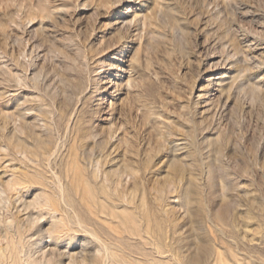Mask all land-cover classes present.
<instances>
[{
    "label": "rangeland",
    "instance_id": "obj_1",
    "mask_svg": "<svg viewBox=\"0 0 264 264\" xmlns=\"http://www.w3.org/2000/svg\"><path fill=\"white\" fill-rule=\"evenodd\" d=\"M0 186V264H264V0H0Z\"/></svg>",
    "mask_w": 264,
    "mask_h": 264
},
{
    "label": "bare ground",
    "instance_id": "obj_2",
    "mask_svg": "<svg viewBox=\"0 0 264 264\" xmlns=\"http://www.w3.org/2000/svg\"><path fill=\"white\" fill-rule=\"evenodd\" d=\"M21 127H23V126H21ZM20 127V128H21ZM25 128V127H24ZM23 132V131H22ZM28 134V133H27ZM28 135H30V133L28 134ZM15 136V135H14ZM14 136H11V137H14ZM30 136H32V134L30 135ZM25 137H27V136H25ZM34 137V136H33ZM33 137H30V138H33ZM16 139H17V136L15 137ZM14 138V139H15ZM29 137H27V139H28ZM39 138V137H38ZM15 139V142L17 141ZM24 139V138H23ZM34 139H35V137L32 139L33 140V143L35 142L34 141ZM102 139V138H101ZM9 140H11V138L9 139ZM21 140V137H20V139L18 140V141H20ZM32 140H30V141H32ZM38 140V139H37ZM39 140H40V138H39ZM39 140L38 141H36V142H39ZM11 141H14L13 140V138H12V140ZM11 141H10V143H11ZM41 141V140H40ZM105 141V138H103V142ZM107 141V140H106ZM21 142V141H20ZM36 142H35V144H36ZM102 142V143H103ZM108 142V141H107ZM13 143V142H12ZM17 143V142H16ZM15 143V144H16ZM24 143H26L27 145H29L30 146V144H28V142H24ZM24 143H22V146H20L19 144L17 145V146H15L17 149H18V152H20V154L22 155V159H23V161H24V159L25 158H23L24 156L26 157V158H28L27 160H31L33 163L35 162V161H39V159H38V156L37 155H32V154H30V152H29V147L26 145H24ZM44 143V142H43ZM105 143V142H104ZM103 143V144H104ZM21 144V143H20ZM32 144V143H31ZM41 144V142H39V145ZM97 144H98V142H97ZM23 145L25 146V147H28V149L29 150H27L25 147H23ZM37 145H38V143H37ZM41 145H43V144H41ZM40 145V146H41ZM100 145V144H99ZM12 146V145H11ZM33 146V145H32ZM34 146H36V145H34ZM77 146V145H76ZM104 145H102V147H103ZM37 147H39V146H37ZM36 147V148H37ZM101 147V148H102ZM105 148V147H104ZM107 148V147H106ZM105 148V149H106ZM10 150H12L11 148H9ZM13 149H15V148H13ZM46 149V148H45ZM101 150H104V149H101ZM16 151V150H15ZM14 151V153H18L17 151L15 152ZM98 151V150H97ZM96 151V152H97ZM83 152V151H82ZM81 152V153H82ZM94 152V151H93ZM96 152H95V154H96ZM99 152V151H98ZM10 153H13V150L10 152ZM13 153V154H14ZM32 153V152H31ZM45 153H47V151H45V152H43V155L45 154ZM52 153H54V152H52ZM20 154H17V155H20ZM94 154V155H95ZM98 154V153H97ZM108 154H109V152H108ZM14 155H16V154H14ZM16 155V156H17ZM20 155V156H21ZM24 155V156H23ZM50 156V155H49ZM81 157H82V154L80 155ZM110 156V155H109ZM85 158H86V156H84ZM18 158V157H17ZM20 158V157H19ZM51 158V157H50ZM96 158V157H95ZM94 158V159H95ZM108 158V157H107ZM87 160H88V158H86ZM93 159V160H94ZM98 159V158H97ZM97 159H95V161L97 160ZM110 159V158H109ZM19 160V159H18ZM48 161H50L49 160V157H48V159H47ZM102 160V159H101ZM111 160H114V158L112 157V159ZM20 161V160H19ZM22 161V160H21ZM31 161H29L28 163H30ZM81 161V160H80ZM115 161H116V159H115ZM27 162V161H26ZM75 162V161H74ZM119 162V161H118ZM117 162V163H118ZM24 163V162H23ZM32 163V164H33ZM40 163V162H39ZM108 163V162H107ZM113 163V162H112ZM115 163V162H114ZM47 164V163H46ZM106 164V163H105ZM47 165H49L50 166V164H47ZM110 165V164H109ZM121 166L123 165V164H120ZM31 166V165H30ZM48 166V167H49ZM93 166V165H92ZM100 166H101V162H100V160L98 159L97 161H96V167H97V170H99L100 169ZM111 166V165H110ZM117 166H118V164H117ZM125 166H127V168H128V165L126 164ZM26 167V166H25ZM24 167V168H25ZM33 167V166H32ZM43 167V166H42ZM94 167V166H93ZM107 167V166H106ZM20 168H22L21 167V165H20ZM24 168H22V169H24ZM89 168V167H88ZM103 168V167H102ZM116 168V167H115ZM119 167H117V170L118 171H116V169H114L115 171V173L113 172V175L111 176L110 174L109 175H106V180H108V181H111L112 183H114V184H116V185H118L119 184V176L122 174V176H125L124 175V173H121V171L122 170H119V169H121V168H119ZM122 168H123V166H122ZM130 168H131V166H130ZM19 169V167L17 168V170ZM49 169H51L50 167H49ZM103 169H105V168H103ZM25 170V169H24ZM70 172H72V174H74L75 176L76 175H78L79 176V174H80V169H79V167L77 166V160H76V163L74 164V165H72L71 166V168H70ZM107 170H109V169H107ZM129 170H133V169H129ZM15 171V170H14ZM22 171V170H21ZM63 171V170H62ZM103 171V170H102ZM24 172H26V171H24ZM52 172H53V170H52ZM111 172V173H112ZM15 174H17L18 172H14ZM19 173H20V171H19ZM23 175H24V173L23 172H21ZM36 173V172H35ZM109 173V172H108ZM13 174V173H12ZM34 174V173H33ZM38 174V173H37ZM37 174H34V176L35 175H37ZM44 174H46V173H44ZM53 174V173H52ZM129 174V173H128ZM127 174V175H128ZM20 175V174H19ZM47 175V174H46ZM105 175V174H104ZM13 177H11V178H13V179H11V180H9V182H4V184L5 183H8V184H6L7 185V188L9 189V188H11V189H17L19 186H20V189H21V185H23L24 183H25V181H23V179L21 178V179H18V178H14L15 176H17V175H12ZM32 176V175H31ZM99 176V175H98ZM121 176V177H122ZM10 177V176H9ZM38 178V177H37ZM58 178V177H57ZM121 179H123V178H121ZM45 180V179H44ZM56 180V179H55ZM58 180V188L60 187V192L62 193H60L61 194V199L62 198H64V183H63V181H62V179L61 178H59V179H57ZM47 181V180H46ZM51 181V180H50ZM105 182V181H104ZM53 183H54V181H53ZM55 183H56V181H55ZM96 183H98L99 184V182H96ZM4 184L2 185L3 187H4ZM114 184H113V186H114ZM5 185V186H6ZM55 185V184H54ZM103 185V184H102ZM33 186V185H32ZM75 186V185H74ZM107 186V185H106ZM1 187V186H0ZM3 187H1V189L3 188ZM31 187V186H30ZM23 188V187H22ZM43 188V187H42ZM7 189V190H8ZM11 189H9L10 191H11ZM11 191V192H14V191ZM18 190V189H17ZM23 190V189H22ZM57 190V189H56ZM5 191V190H4ZM1 192L2 191H0V194H1ZM22 192V191H21ZM21 192H19V195H20V193ZM3 193V192H2ZM40 194H41V192H39ZM35 196V195H34ZM33 196V198H32V200L34 199V201L36 202V197H34ZM37 196H38V194H37ZM42 195H40V197H41ZM58 196V195H57ZM1 197V196H0ZM103 197V196H102ZM101 197V198H102ZM23 198V197H22ZM38 198V200H40V198L39 197H37ZM31 200V201H32ZM29 201L30 200H28V202H26V201H24L23 203L25 204V202L27 203V204H29ZM62 201H64V200H62ZM22 203V204H23ZM33 203V202H32ZM38 203V202H37ZM40 203V202H39ZM97 203V202H96ZM23 204V205H24ZM27 204H25L23 207H24V209H25V207H27V208H29V205L31 204H29V205H27ZM34 204V203H33ZM93 204H95V203H93ZM27 205V206H26ZM32 205V204H31ZM39 205V204H38ZM68 205V204H67ZM22 206V205H21ZM33 207H34V205H32ZM36 206V205H35ZM43 206H45V207H47L48 209H51L52 211H53V213H57V212H59V208H57V206L54 204V200H53V197H51L50 196V194H48L47 192H45V194H44V203H43ZM68 207V206H67ZM25 209V210H29V209ZM35 208V207H34ZM61 208V207H60ZM70 208V207H69ZM30 209H31V207H30ZM33 209V208H32ZM40 209H42V208H40ZM39 209V207L37 208V210H40ZM19 210V209H18ZM35 210V209H34ZM67 210V209H66ZM21 211V210H20ZM24 211V210H23ZM31 212H32V215L34 214V211H32L31 210ZM38 212V211H37ZM42 212V211H41ZM22 213V212H21ZM44 213H46L47 214V211H45ZM44 213H42V214H44ZM73 213L75 214V212L73 211ZM29 215H28V217L30 216V214L31 213H28ZM37 214V216L35 215V219L34 220H32L33 222L37 219V217H39L38 216V213H36ZM52 214V213H51ZM45 215V214H44ZM55 215V214H54ZM42 216V215H41ZM46 216V215H45ZM56 216V215H55ZM59 216V215H58ZM70 216V215H69ZM75 216L77 217V215L75 214ZM109 216V215H108ZM27 217V224L28 223H32V221H31V218L33 219V217L32 216H30L31 218H28ZM60 217V216H59ZM50 218V217H49ZM30 220V222H28L29 220ZM40 221H42L43 219L42 218H38ZM44 219H45V217H44ZM59 218L57 217V220H58ZM39 220H38V222H39ZM46 220V219H45ZM22 221V220H21ZM51 221H53V220H51ZM49 222V223H52V222ZM21 223V222H20ZM55 223V222H54ZM59 223L60 224H58V225H56L55 227H52L51 228V226H49L50 227V229H49V227H45L44 226V228H47L48 230H46V231H48L47 233L49 234V233H51V234H53V233H55V232H63L64 230H67V231H69V230H72L73 228H74V226L75 225H77V226H79V227H81V228H86L87 229V226L86 225H84V223L82 222V220L80 219V217H77V219L75 220V221H71L70 222V224H66L65 222H64V220H63V217L61 216V218L59 219ZM32 224H35V223H32ZM31 224V225H32ZM51 225V224H50ZM24 226V225H23ZM22 226V227H23ZM28 226H30L29 224H28ZM33 227H34V225H33ZM30 228H32L31 226H30ZM33 229V228H32ZM38 229V228H37ZM31 230V229H30ZM88 230V229H87ZM39 231V230H38ZM44 231V230H43ZM45 231V232H46ZM86 231V230H85ZM45 232H44V234H42V236L44 235L45 236ZM100 232V231H99ZM17 233V232H16ZM41 233H43V232H41ZM86 233H88L87 231H86ZM15 234V233H14ZM90 234V233H89ZM17 235V234H16ZM40 235V234H39ZM91 235V234H90ZM92 235H94V234H92ZM69 236V235H68ZM95 236V235H94ZM8 237V236H7ZM10 237V236H9ZM19 237V236H18ZM17 237V238H18ZM85 237V236H84ZM93 237V236H92ZM16 238V239H17ZM69 238H71V237H69ZM94 238V237H93ZM51 239V238H50ZM96 239H99L100 240V238L99 237H97V235H96ZM54 241H56V238L55 239H53ZM52 241V240H51ZM59 242H61V240H59ZM100 242H102L101 240H100ZM84 245V244H83ZM83 245H80V246H82L83 247ZM22 246V245H21ZM1 247V246H0ZM6 247V246H5ZM5 247H3V248H5ZM9 247V246H8ZM46 247V246H45ZM91 247V246H90ZM7 249V248H6ZM12 249V248H11ZM47 249V248H46ZM2 250V249H1ZM1 250H0V252H1ZM43 250V249H42ZM66 250V249H65ZM52 251V250H51ZM64 251V250H63ZM66 251H68V249L66 250ZM70 251V250H69ZM94 251H95V249H94ZM5 252V251H4ZM8 252V251H7ZM64 253H66V252H64ZM68 253H70V252H68ZM73 253V252H72ZM77 253V252H76ZM85 253H87V251L85 250ZM90 255H88L89 257H88V259H87V257L86 256H84V254L83 253H80V255H82L83 254V256L82 257H80V259H78L79 258V256H78V258H76V256L75 255H77V254H79V253H77V254H75L74 253V255L72 254H69V255H67V254H65V256L67 257L68 256V258H69V256L71 257L69 260H70V262H69V264H107V261H108V259L110 258V252L108 251V249L107 248H105L104 250L102 249V247H100V248H98L94 253H90V252H88ZM9 254V253H8ZM26 254V253H25ZM24 254V255H25ZM4 256H5V254H3ZM7 255V254H6ZM58 256V255H57ZM62 256H63V253H62ZM74 256H75V258H74ZM7 257V256H6ZM64 257V256H63ZM21 258H22V256H21ZM20 259V258H19ZM58 259H59V257H58ZM67 259V258H66ZM6 260V259H5ZM7 261V260H6ZM10 261V260H9ZM18 261H20V260H18ZM58 261H60V260H58ZM57 261V262H58ZM11 262H12V260H11ZM38 262V261H37ZM56 262V263H57ZM5 263V262H4ZM5 264H7V263H5ZM25 264V263H24ZM61 264V263H60Z\"/></svg>",
    "mask_w": 264,
    "mask_h": 264
}]
</instances>
